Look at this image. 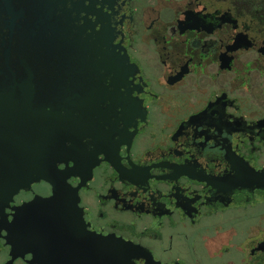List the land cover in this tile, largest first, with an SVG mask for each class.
Returning a JSON list of instances; mask_svg holds the SVG:
<instances>
[{
  "label": "flooded vegetation",
  "instance_id": "af4514ba",
  "mask_svg": "<svg viewBox=\"0 0 264 264\" xmlns=\"http://www.w3.org/2000/svg\"><path fill=\"white\" fill-rule=\"evenodd\" d=\"M0 264H264V0H0Z\"/></svg>",
  "mask_w": 264,
  "mask_h": 264
},
{
  "label": "water",
  "instance_id": "95a60500",
  "mask_svg": "<svg viewBox=\"0 0 264 264\" xmlns=\"http://www.w3.org/2000/svg\"><path fill=\"white\" fill-rule=\"evenodd\" d=\"M41 168H43L44 166H40ZM49 171L48 170H40V176H42L43 174H46V173H48ZM39 200L41 201V205L42 206H47L48 205V198H44V199H42V198H39Z\"/></svg>",
  "mask_w": 264,
  "mask_h": 264
}]
</instances>
